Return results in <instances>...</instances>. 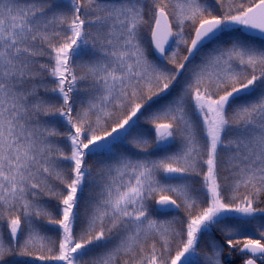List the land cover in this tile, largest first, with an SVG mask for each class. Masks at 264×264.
I'll return each mask as SVG.
<instances>
[{"label":"snow or ice","instance_id":"snow-or-ice-1","mask_svg":"<svg viewBox=\"0 0 264 264\" xmlns=\"http://www.w3.org/2000/svg\"><path fill=\"white\" fill-rule=\"evenodd\" d=\"M0 264H264V0H0Z\"/></svg>","mask_w":264,"mask_h":264}]
</instances>
